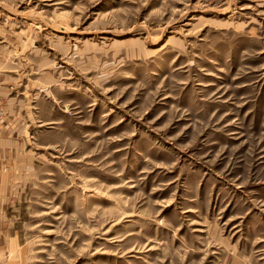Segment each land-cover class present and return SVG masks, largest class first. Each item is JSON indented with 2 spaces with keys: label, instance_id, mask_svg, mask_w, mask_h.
<instances>
[{
  "label": "rangeland",
  "instance_id": "rangeland-1",
  "mask_svg": "<svg viewBox=\"0 0 264 264\" xmlns=\"http://www.w3.org/2000/svg\"><path fill=\"white\" fill-rule=\"evenodd\" d=\"M0 82V264H264V0H0Z\"/></svg>",
  "mask_w": 264,
  "mask_h": 264
},
{
  "label": "crops",
  "instance_id": "crops-1",
  "mask_svg": "<svg viewBox=\"0 0 264 264\" xmlns=\"http://www.w3.org/2000/svg\"><path fill=\"white\" fill-rule=\"evenodd\" d=\"M19 91L18 87L5 86L0 82V101L7 113L0 121V253L6 247L8 230L5 228V208L10 201V190L13 189L17 169L32 162L28 153L23 154L21 150V140L25 138L26 141L29 122L22 112L27 104L26 99L18 98Z\"/></svg>",
  "mask_w": 264,
  "mask_h": 264
},
{
  "label": "built area",
  "instance_id": "built-area-1",
  "mask_svg": "<svg viewBox=\"0 0 264 264\" xmlns=\"http://www.w3.org/2000/svg\"><path fill=\"white\" fill-rule=\"evenodd\" d=\"M5 118L4 106L0 103V121Z\"/></svg>",
  "mask_w": 264,
  "mask_h": 264
},
{
  "label": "bare ground",
  "instance_id": "bare-ground-1",
  "mask_svg": "<svg viewBox=\"0 0 264 264\" xmlns=\"http://www.w3.org/2000/svg\"><path fill=\"white\" fill-rule=\"evenodd\" d=\"M6 112V111H5ZM5 116H6V113H5Z\"/></svg>",
  "mask_w": 264,
  "mask_h": 264
}]
</instances>
